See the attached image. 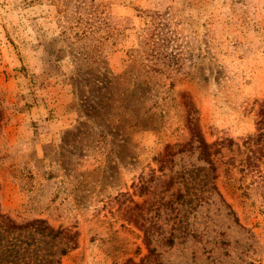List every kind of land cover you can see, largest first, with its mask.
<instances>
[{"label":"rangeland","instance_id":"rangeland-1","mask_svg":"<svg viewBox=\"0 0 264 264\" xmlns=\"http://www.w3.org/2000/svg\"><path fill=\"white\" fill-rule=\"evenodd\" d=\"M262 100L264 0H0V264H264Z\"/></svg>","mask_w":264,"mask_h":264},{"label":"trees","instance_id":"trees-1","mask_svg":"<svg viewBox=\"0 0 264 264\" xmlns=\"http://www.w3.org/2000/svg\"><path fill=\"white\" fill-rule=\"evenodd\" d=\"M255 117V128L256 133L252 136H248L247 140L245 141V144L249 145L253 138H255V141H262L261 145V153L264 157V100L257 103V107L255 108L254 112ZM11 228L15 229V225H11Z\"/></svg>","mask_w":264,"mask_h":264}]
</instances>
